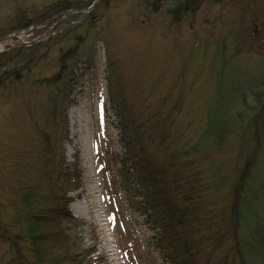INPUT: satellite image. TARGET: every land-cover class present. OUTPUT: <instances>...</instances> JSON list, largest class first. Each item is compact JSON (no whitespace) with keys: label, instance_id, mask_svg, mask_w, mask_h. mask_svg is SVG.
I'll return each mask as SVG.
<instances>
[{"label":"rangeland","instance_id":"rangeland-1","mask_svg":"<svg viewBox=\"0 0 264 264\" xmlns=\"http://www.w3.org/2000/svg\"><path fill=\"white\" fill-rule=\"evenodd\" d=\"M94 1L0 0V34L19 33L20 38L2 43L1 53L25 47L31 59L36 48L29 53L30 47H38L35 57L46 52L30 63H20L21 57L16 72L25 69L16 77L11 68L14 75L0 85L2 192L5 188L4 195L0 192L1 221L9 225L15 212L11 204L21 188L40 191L43 172L38 170L46 156V137L51 138L59 143L60 158L66 160L63 166L78 164L81 175L80 188L67 192L66 198L82 226L64 222L56 230H68L64 236L77 254L74 264H167L161 230L127 201L130 185L124 172L129 164L124 165L123 159L129 151L122 142V120L115 107L121 106V98L133 110L146 116L155 113L166 124L168 150L161 146L159 161L165 163L172 150L208 147V158L201 156L206 170L197 168L194 174H199L195 176L199 195L210 190L207 200L214 201L211 206L220 205L212 213L221 215L223 208L232 206L242 170L256 155L245 179L244 228L248 239L253 229L264 237V128L259 124L264 116V101L259 98L264 94V33L251 26L258 15V21L264 22V0L184 1L181 11L174 13L177 0H108L92 11L97 19L84 24L90 13L83 16L77 11ZM58 5L72 8L18 29L20 23L37 22ZM259 29L264 31V26ZM215 140L223 146L211 150ZM205 172L218 175L206 180L203 188L201 175L209 178ZM215 183L220 184L217 192L211 191ZM51 184L47 181L43 188ZM48 193L45 208L56 213L62 208L61 199ZM76 204L86 207L88 219L75 215ZM2 226L0 264H15V252L3 243ZM228 233L219 240L224 243L219 249L214 245L212 250L206 239L207 245L202 244L206 248L193 257L196 262L243 264V253L253 249L241 241V254L232 252L226 262L224 255L233 244ZM239 234L247 237L246 232ZM58 247L52 245L53 252ZM187 251H192L191 246ZM256 252L264 260V240ZM261 259L255 258V264H264Z\"/></svg>","mask_w":264,"mask_h":264},{"label":"trees","instance_id":"trees-1","mask_svg":"<svg viewBox=\"0 0 264 264\" xmlns=\"http://www.w3.org/2000/svg\"><path fill=\"white\" fill-rule=\"evenodd\" d=\"M177 1L180 4L176 6L177 8L173 13L181 11V3L184 1L195 3L196 0ZM103 2H108V0ZM259 4L263 5V2L260 1ZM56 7L55 10H52L53 12L46 11L43 13L41 19H38L37 22L20 23L18 29L30 28L48 19L50 20L55 14L65 13L64 11L72 8L71 6L62 5ZM260 18L259 15L255 17L251 26H254L255 31L259 30V33H264L263 30L259 29L260 26H264V22L258 21ZM89 19L95 21L97 19L96 14L94 12L90 13L88 17L84 18V24ZM21 20L23 19H18V21L22 22ZM81 24L74 26L72 30L81 26ZM10 33L6 31L0 36H7ZM16 48V50L1 53L0 70L9 69V71L0 72L1 86L4 84L5 78L14 75V73L17 77L18 72L25 69L24 67V69L18 68L19 71L16 72L17 69L15 67L21 57L20 63L26 60L30 63L34 60L38 61L46 53L45 51L38 53V56L35 57L38 47L33 46L28 50L30 53L36 48L34 53L30 54L33 57L27 59L25 47ZM11 68H14V73H11ZM263 95V93L259 94L261 101H264ZM118 99L121 106L118 107L116 104L115 107L117 108L118 116L122 120V142L126 150L129 151L127 159H123L124 165L129 164L127 172H124L130 185L126 189L127 201H132L133 205L131 208L138 209L147 217L148 221L152 218V224L161 230L162 236L160 238L161 240L165 238V243H167V246L165 245L163 249L166 254L167 264H201V262H196L193 257L198 254V250L206 248L205 246L203 248L202 245L203 243L207 245L205 240L208 239L212 243V250L214 245H219L217 247L219 249L220 245L224 244L219 240L223 236L228 235V232L232 234L233 244L231 247L229 246L230 249L224 255L226 262L230 260V256H233L232 252L237 256H239V253L241 254V241H245V244L249 243L253 249V253H247L246 255L243 253V264H255L257 262L254 261L255 258L261 259L256 251L261 249L264 237L263 235H255L253 229V237L248 239V231L244 228L245 215L242 203V198L246 191L245 179L249 176L248 173L254 166L253 162L256 159V155L254 154L255 156H252L249 162L247 160L242 170L240 182L234 189L235 198L232 201V206L229 209L226 208V210L223 208L221 215H217L213 211L214 216H216L214 217L211 211L215 210L216 207H220V205L216 203L215 206H211L214 201L212 199L210 202L207 200V198H210L208 197L211 194L210 190L206 191L204 189L202 196L199 195V188L196 187L197 178L195 177H198L199 174L197 172L194 174L195 169H203V163H206V161L201 156L205 155L206 159L208 158V147L205 148L199 145L194 146L192 149H179L176 152L172 150L170 151L171 154H168L165 163L159 161L162 160L161 146L163 145V150H168L165 145L169 139L168 133H165L167 131L165 128L166 124L160 121L155 113L152 116H146L143 111L133 110L125 100ZM124 121L125 124H123ZM259 124H262L264 128V116ZM58 145L57 141L46 137L44 143L46 156L44 163L42 162V167L38 170V172H43L40 175L42 180L40 191L36 192L34 187L21 188L20 194L16 196L17 199L11 204L15 212L12 213L13 217L10 218L9 225H5L0 218V225L2 226L3 224L2 236L4 241H2L3 243L7 242L11 250L15 252V264H74L76 262L77 254L73 251L75 250L73 244L71 245L69 239L68 241L65 240L64 235L69 234L68 230H56L59 229V226L64 225V222L82 226V223L69 211L68 203L70 200L66 198L67 192L77 191L80 188L81 175L78 171V164H70L69 166L65 164L66 167L63 166L65 159L63 158L62 160L60 158L61 152L58 153ZM218 145L222 147L223 143L215 140L212 142L210 149L214 150ZM188 166H192L193 169L184 171L185 167ZM205 173L208 174L209 178L206 179L204 174L201 175V186L203 188L207 185L206 180L210 182L216 179L218 175V172ZM47 181L48 184L52 183L51 187L44 189L43 187ZM131 182L132 185L135 184L134 188H132ZM219 189L220 184L215 183L211 191L215 190L217 192ZM0 192L2 195L5 194L1 188ZM48 192L54 193V196L56 195V197L61 199L62 208L56 213L49 212L45 208L47 205L45 198L50 197ZM173 192L174 194H172ZM44 194L46 195L44 196ZM136 198H140L142 201L136 202ZM215 228L216 232L214 233ZM240 232L241 234L246 232L247 237L240 236ZM62 237L63 239H61ZM253 241H256L257 244L254 245L255 242ZM49 245L51 250L48 249ZM52 245L59 246L55 252H53ZM190 246L192 251L188 252L187 250ZM262 261L264 262V260Z\"/></svg>","mask_w":264,"mask_h":264},{"label":"water","instance_id":"water-1","mask_svg":"<svg viewBox=\"0 0 264 264\" xmlns=\"http://www.w3.org/2000/svg\"><path fill=\"white\" fill-rule=\"evenodd\" d=\"M103 0H95L93 2V4L88 7L87 9H84V10H79L77 11V13H81L83 16L85 15H88L89 13H91ZM63 14H66V13H62ZM20 38H19V33H16L14 35H9V36H5V37H2L0 39V45L4 42H7V41H19ZM1 49H0V56H1Z\"/></svg>","mask_w":264,"mask_h":264},{"label":"bare ground","instance_id":"bare-ground-1","mask_svg":"<svg viewBox=\"0 0 264 264\" xmlns=\"http://www.w3.org/2000/svg\"><path fill=\"white\" fill-rule=\"evenodd\" d=\"M1 49V48H0ZM73 212L75 213V215L81 217V218H85L88 219L87 217V209L83 204H76L73 206Z\"/></svg>","mask_w":264,"mask_h":264}]
</instances>
